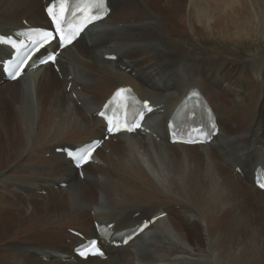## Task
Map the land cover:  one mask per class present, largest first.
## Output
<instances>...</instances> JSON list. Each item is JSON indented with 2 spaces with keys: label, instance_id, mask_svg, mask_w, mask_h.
I'll return each mask as SVG.
<instances>
[{
  "label": "bare ground",
  "instance_id": "bare-ground-1",
  "mask_svg": "<svg viewBox=\"0 0 264 264\" xmlns=\"http://www.w3.org/2000/svg\"><path fill=\"white\" fill-rule=\"evenodd\" d=\"M48 1L0 0V34L25 27L22 20L50 29ZM108 3L107 16L60 51L57 71L50 63L25 71L56 42L15 81L0 65V264H264V190L253 178L257 165L264 169V56L253 50L233 60L213 47V40L263 38L264 0ZM201 40L209 48L195 53ZM9 53L0 44V59ZM124 85L154 109L142 129L103 140L80 176L56 144L101 138L97 111ZM192 86L213 109L218 133L204 144H172L166 122ZM60 183L64 190L55 189ZM42 190L45 197L36 195ZM161 212L126 245L115 247L113 235L100 240L104 259L73 254V246L97 237L94 221L111 222L114 234ZM190 215L203 220L205 244Z\"/></svg>",
  "mask_w": 264,
  "mask_h": 264
},
{
  "label": "rangeland",
  "instance_id": "rangeland-1",
  "mask_svg": "<svg viewBox=\"0 0 264 264\" xmlns=\"http://www.w3.org/2000/svg\"><path fill=\"white\" fill-rule=\"evenodd\" d=\"M25 21V20H24ZM262 34H258V39H259V41L256 39L255 41H253V42H250V41H248V40H241V41H234V42H232V44L231 43H226V42H221V41H219V40H217V41H215V40H213V42L215 43V44H213V47H214V49H215V51L216 52H224L225 54H227V57L229 58H233V60H236V58L237 57H239V58H246V57H250V55L252 54H254L253 52L256 50L257 52H260V53H258V54H256L255 56H260V55H263L264 56V40H262V39H264V37L262 38V36H261ZM202 42H199V41H197L196 43H198L197 44V46H195L194 47V52L196 53H198V52H202V51H204L205 50V48L207 47V48H209V46L208 45H206L204 42H205V40H201ZM255 42H258L257 43V45H256V47H255ZM239 43H241V44H239ZM229 44V45H228ZM224 47H223V46ZM237 45V46H236ZM232 46V47H231ZM226 47V48H225ZM254 47H255V49H254ZM224 50H223V49ZM232 48V49H231ZM236 49V50H235ZM261 49V50H260ZM222 50V51H221ZM235 50V51H234ZM254 50V51H253ZM260 50V51H259ZM240 51V53H238ZM236 52V53H235ZM263 53V54H262ZM57 71V70H56ZM58 89V88H57ZM66 98V97H65ZM79 105V104H78ZM32 111H33V114L35 115V110H34V105H33V107H32ZM88 117V116H87ZM72 118H71V116H70V113L68 112V115H67V117H66V119H65V122L67 123V122H70V120H71ZM55 120H57V118L55 119ZM82 139V136H76V137H74V138H72V139H70L67 143L66 142H60V143H58V144H56V147H61V146H74L76 143V141H80ZM42 152V151H41ZM45 156L44 157H48V153H45L44 154ZM156 156V159L158 160V163H161V164H158L159 165V167L161 168V170L163 171V173L165 174L166 173V171H168V169H164V167H165V164H162V162H163V159H161V157H157V155H155ZM159 156H161L160 154H159ZM96 161H98V160H96ZM100 163H102V162H100ZM142 165H143V167L145 168V169H147L148 171H150V165L149 164H147L146 162H142ZM113 164H111L110 166H109V169H113ZM167 168H169V167H167ZM108 169V168H107ZM170 169V168H169ZM227 170H225L224 171V174H227V172H226ZM238 171V170H237ZM169 175H171V173H169V171H168V176ZM155 179H157V181L159 180V178L158 177H156L155 176ZM165 183H168V182H165ZM61 187H64L63 185H62V183H60V184H58L56 187H55V189H58V188H60V189H65V188H61ZM35 193H36V195H39L40 197H45L46 196V194H47V191H45V190H42V192H39V191H35ZM42 194V195H41ZM179 200V203L176 205V206H174V209H176L177 211L179 210V209H182L183 207H184V201L182 200V199H178ZM38 201L40 202L41 201V199H39L38 198ZM92 202H93V200H92ZM133 210H136V208H134ZM88 210L86 209L85 210V212H87ZM54 217L56 218V214H54ZM148 217V215H146V217L145 218H147ZM198 219V218H196V216H193V215H190V217H189V219H190V221H192L193 219ZM198 221H199V224H200V227H198L199 228V232H198V234H197V236L199 237V235H200V242L202 243V244H205L206 242H207V238H206V232H205V229H204V227H205V225H204V222H202L203 220L202 219H198ZM167 223V225H169V222H166ZM69 226H70V224H69ZM74 228H76V227H74ZM64 230H65V227H64ZM68 231H69V229H67ZM202 238V239H201Z\"/></svg>",
  "mask_w": 264,
  "mask_h": 264
},
{
  "label": "snow or ice",
  "instance_id": "snow-or-ice-1",
  "mask_svg": "<svg viewBox=\"0 0 264 264\" xmlns=\"http://www.w3.org/2000/svg\"><path fill=\"white\" fill-rule=\"evenodd\" d=\"M93 7H95L96 9H103V0H97V2L93 5ZM48 11H49V14L53 16V19L55 21L56 20L55 13L52 11L51 8H49ZM98 18L99 17H95V16L92 17V19H98ZM57 27H58V30H59V24H57ZM49 35H50V33H44L45 38L48 37ZM65 43H71V41L68 40L67 37L61 35V46H63ZM48 59L54 61L55 57L54 56H50ZM125 91H128V90L127 89H118L115 95L116 96H120V94L122 92H125ZM101 115H103V113H101ZM112 130H113V128L110 126L108 131L111 132ZM129 130H131V129H129ZM89 156H90V153H89ZM261 187H264V184H262ZM81 255H85V253L81 252Z\"/></svg>",
  "mask_w": 264,
  "mask_h": 264
}]
</instances>
